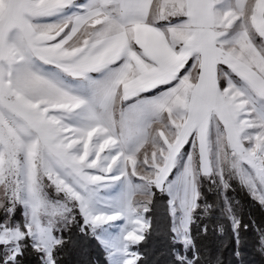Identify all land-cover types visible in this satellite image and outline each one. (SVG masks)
I'll use <instances>...</instances> for the list:
<instances>
[{"label":"snow or ice","instance_id":"snow-or-ice-1","mask_svg":"<svg viewBox=\"0 0 264 264\" xmlns=\"http://www.w3.org/2000/svg\"><path fill=\"white\" fill-rule=\"evenodd\" d=\"M205 179L239 257L231 181L264 207V0H0V264H60L73 227L139 264L157 191L171 264H202Z\"/></svg>","mask_w":264,"mask_h":264},{"label":"trees","instance_id":"trees-1","mask_svg":"<svg viewBox=\"0 0 264 264\" xmlns=\"http://www.w3.org/2000/svg\"><path fill=\"white\" fill-rule=\"evenodd\" d=\"M201 192V207L195 213L193 234L197 236V242L201 247L202 264H264V249L260 247V232L257 230L264 228V207L237 181H231V189L227 195L233 203L237 217L242 218L241 255L237 257L234 255L229 222L222 213V192L206 179L202 181ZM205 204L211 206L207 215L203 212ZM18 215L20 216V213ZM147 215L153 223L152 228L146 233L145 240L138 245L143 255L139 264H171V233L168 230L166 197L158 191L154 207ZM243 224L249 226L247 231L243 229ZM204 225L208 229L206 235L200 231V227ZM221 225L225 228L223 235L219 234ZM65 235L70 239L61 254L60 264H108L102 245L90 236L82 235L78 227H73ZM22 264H42L40 254L28 249L22 257Z\"/></svg>","mask_w":264,"mask_h":264},{"label":"rangeland","instance_id":"rangeland-1","mask_svg":"<svg viewBox=\"0 0 264 264\" xmlns=\"http://www.w3.org/2000/svg\"><path fill=\"white\" fill-rule=\"evenodd\" d=\"M137 199H141V197L138 196ZM17 212H18V211H17ZM18 213H19V212H18ZM18 213H17V218L20 219L21 217L18 215ZM112 231H116V229H112ZM106 255H107V254H106Z\"/></svg>","mask_w":264,"mask_h":264}]
</instances>
